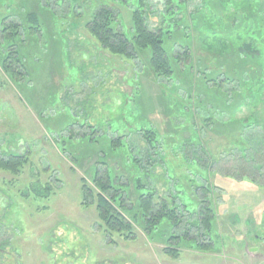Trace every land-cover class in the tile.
I'll list each match as a JSON object with an SVG mask.
<instances>
[{"label": "rangeland", "instance_id": "374dc122", "mask_svg": "<svg viewBox=\"0 0 264 264\" xmlns=\"http://www.w3.org/2000/svg\"><path fill=\"white\" fill-rule=\"evenodd\" d=\"M137 1L0 0V50L3 24L22 25L28 12L42 23L14 39L23 74L11 78L0 66V157H23L18 174L0 169V264H264V0H172V15L158 11L167 0H148V27L177 24L180 34L168 49L177 60L169 78L152 74L146 53L113 54L85 27L106 8L128 30ZM230 119L250 126L224 124ZM104 135H126L123 149L108 154ZM100 155L130 185V203L134 181L155 191L154 201L179 206L207 192L213 240L191 235L212 248L181 246L174 259L163 252L166 239L152 242L138 225L133 240L109 235L81 191L84 178L96 192ZM189 183L203 188L190 193Z\"/></svg>", "mask_w": 264, "mask_h": 264}, {"label": "trees", "instance_id": "16d2710c", "mask_svg": "<svg viewBox=\"0 0 264 264\" xmlns=\"http://www.w3.org/2000/svg\"><path fill=\"white\" fill-rule=\"evenodd\" d=\"M147 1L148 0H138L137 8L130 10L132 26L128 30L124 28L118 29L117 24L113 20L114 16L111 10L106 8L101 9L95 14L93 13L91 19L86 22L85 27L99 41L103 48L113 54L131 58L140 53H146L149 56L148 67L152 74L156 78H169L173 75L176 65L175 62H177V60L176 57L174 58L169 55L168 49L169 46H171V39L173 41L176 36L180 34L177 35V33H173L172 31L173 26L177 24H173L172 28L159 27L156 31L151 30L146 20L147 15L150 16L153 10L151 9V4ZM171 1L172 0L163 1L164 5H162L158 11L162 13L165 10L164 12L172 15L174 8L178 7V2L174 4ZM244 7L245 6L242 5L241 9ZM257 7L258 6H256V8ZM251 13L253 14V11ZM6 18L7 16L3 19ZM2 23H5V21L3 20ZM41 27V19L35 12L26 13L22 20V25H16L14 23L3 24V40L7 42V48L3 47V50H0V66L11 78L15 79L23 74L20 70L21 60L19 56V45L16 48L14 43L15 37L20 35L19 29L41 30ZM261 35V40L264 41V30H262ZM252 36L254 37L255 35ZM247 47L248 46L245 45L244 48L249 50L250 47H248V49ZM261 53L264 55V47ZM213 80L214 83H212V88L217 89L222 81L217 82L215 78ZM243 86L244 91L248 90L245 83ZM240 93H243V90ZM247 97L248 96H241L239 100H242V102L239 104L237 103L234 108L238 109L239 105L243 103ZM237 99L238 97L234 96L232 101L234 102ZM229 104L228 102L227 107H229ZM235 109H232V111L234 112ZM236 123L243 124L244 127L250 126L244 124V121L239 119H230L224 124L231 125ZM92 131L90 135L96 132L94 129H92ZM149 133L150 131L147 130L144 136L150 142L151 147L156 149L158 144H156L155 137ZM89 136L86 135L85 137L88 138L89 144H93L95 140L91 139ZM104 137L105 135L100 138L101 140L108 139L107 148L105 149L108 154H116L117 151L123 149L122 138H125L126 135H119L116 139ZM69 152L73 153L71 151ZM203 152L205 151L203 150ZM107 157H109V155H100L101 162H99V164L104 165L105 168L101 167V169H99V166L96 164L93 167L92 182L96 192L87 185L84 178H81V191L85 200L84 203H92L95 205L98 217L104 224L109 235L114 232L122 235L125 240H133L135 238L133 228L134 225H138L141 227L145 236L152 242H156L158 239H166L167 245L163 252L174 259L179 257V251H177V249L181 246L198 251H209L212 248V244L210 246L207 242L213 240L212 234L216 230V211L210 196L206 195L207 192H205L204 199L201 201L199 200L200 197L196 196L198 200H196L194 205L192 203L187 204L182 202L177 194L176 197L181 202V206H179L174 202L168 203L165 200L161 202L154 201L155 191L143 187L138 181H134L133 190L136 194V198L134 203H130V185L123 183L121 177L115 174L114 169L106 164L107 162L105 161ZM130 161L137 167V170L141 169L132 156L130 157ZM200 162L205 164V162L210 161L207 158L206 161L200 160ZM22 163L23 157L17 154L10 153L4 157H0V169L15 175L18 174ZM191 184L192 183H189L190 187L186 188L190 193L194 194L195 191L203 188V186H196L193 192ZM184 191L182 187L178 190V192H182V194L185 193ZM184 214H186V217L194 215L197 216V218L194 222H189L186 220ZM180 223L183 224L182 234L176 232V228ZM196 231L200 233L199 237H207L208 241H200L198 237L191 235L192 232ZM109 237L112 240L111 236Z\"/></svg>", "mask_w": 264, "mask_h": 264}, {"label": "water", "instance_id": "95a60500", "mask_svg": "<svg viewBox=\"0 0 264 264\" xmlns=\"http://www.w3.org/2000/svg\"><path fill=\"white\" fill-rule=\"evenodd\" d=\"M184 136H186L187 137V134H184ZM254 250H256V248H253Z\"/></svg>", "mask_w": 264, "mask_h": 264}, {"label": "crops", "instance_id": "0c3cea01", "mask_svg": "<svg viewBox=\"0 0 264 264\" xmlns=\"http://www.w3.org/2000/svg\"><path fill=\"white\" fill-rule=\"evenodd\" d=\"M254 250V249H253Z\"/></svg>", "mask_w": 264, "mask_h": 264}]
</instances>
